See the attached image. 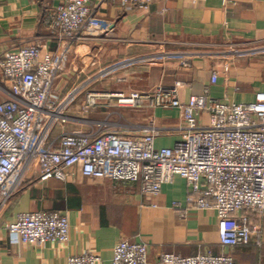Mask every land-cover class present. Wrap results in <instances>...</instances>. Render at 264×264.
<instances>
[{
    "label": "crops",
    "instance_id": "1",
    "mask_svg": "<svg viewBox=\"0 0 264 264\" xmlns=\"http://www.w3.org/2000/svg\"><path fill=\"white\" fill-rule=\"evenodd\" d=\"M66 0H0V59L5 52L38 46L54 52L45 16ZM92 14L108 25L105 35L84 37L55 83L62 97L75 96L73 121L57 126L50 141L65 131H90L97 123L123 134L135 128L161 130L156 148H172L185 122L177 110L127 109L115 100L87 107L88 94L150 92L177 86L181 102L208 94L232 103H251L264 91V52L246 58L241 51L264 50V0H150L148 9H128L122 0H91ZM176 54L178 56H169ZM158 60L157 62H155ZM226 67L229 68L226 71ZM218 81L212 84V74ZM9 99L0 71V104ZM185 180L175 177L157 196L139 183L86 178L73 168L66 181H41L33 169L26 184L0 216V264H68L82 254L113 264L123 239L147 246L149 264L162 254L180 257L228 255L237 264H264V216L248 214L261 230V246L222 248L214 210H198L188 199ZM61 212L70 222L66 244L24 245L6 225L19 213ZM245 214V212H244Z\"/></svg>",
    "mask_w": 264,
    "mask_h": 264
},
{
    "label": "built area",
    "instance_id": "2",
    "mask_svg": "<svg viewBox=\"0 0 264 264\" xmlns=\"http://www.w3.org/2000/svg\"><path fill=\"white\" fill-rule=\"evenodd\" d=\"M149 3L122 0L128 9L146 10ZM44 24L57 43L54 52L33 45L5 52L0 59L9 95L0 104V216L35 168L41 181H66L78 167L86 178L139 183L141 192L151 196L180 177L188 185L189 203L216 212L222 248L261 246L263 233L244 211L264 216V91L245 104L215 99L207 91L183 103L177 86L130 94L90 93V108L111 99L120 108L177 110L185 133L172 148L158 149L155 141L161 130L157 128L138 127L131 135L107 131L106 123H97L94 130L65 131L50 141L55 127L73 121L68 109L75 100V96L62 97L54 83L77 52V43L87 36L105 35L108 25L92 14L91 0L60 3L45 16ZM254 51L240 50L238 55L244 58ZM217 81L214 72L211 82ZM6 230L22 244L36 247L66 244L70 238L69 217L61 212L19 213ZM101 263L100 256L89 253L72 256L68 262ZM113 264H149L147 246L121 240L114 248ZM157 264L237 263L228 255L168 253Z\"/></svg>",
    "mask_w": 264,
    "mask_h": 264
},
{
    "label": "rangeland",
    "instance_id": "3",
    "mask_svg": "<svg viewBox=\"0 0 264 264\" xmlns=\"http://www.w3.org/2000/svg\"><path fill=\"white\" fill-rule=\"evenodd\" d=\"M264 50H259V51H254L252 52L254 56L258 57L257 55H261V53L263 54ZM174 56H177L176 54H173ZM246 58V57H244ZM158 60H156L155 62H157Z\"/></svg>",
    "mask_w": 264,
    "mask_h": 264
},
{
    "label": "trees",
    "instance_id": "4",
    "mask_svg": "<svg viewBox=\"0 0 264 264\" xmlns=\"http://www.w3.org/2000/svg\"><path fill=\"white\" fill-rule=\"evenodd\" d=\"M53 212H57V211H53ZM245 212V215L249 216L248 214H251V211H244ZM254 213V212H252ZM255 214H258V213H255Z\"/></svg>",
    "mask_w": 264,
    "mask_h": 264
}]
</instances>
